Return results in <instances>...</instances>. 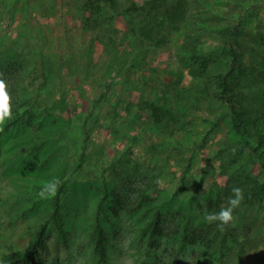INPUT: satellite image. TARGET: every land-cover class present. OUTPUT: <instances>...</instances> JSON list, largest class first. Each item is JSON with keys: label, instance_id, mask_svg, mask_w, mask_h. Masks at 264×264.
<instances>
[{"label": "rangeland", "instance_id": "rangeland-1", "mask_svg": "<svg viewBox=\"0 0 264 264\" xmlns=\"http://www.w3.org/2000/svg\"><path fill=\"white\" fill-rule=\"evenodd\" d=\"M85 1L0 0V69L24 66L19 91L29 104L20 124L0 132V254L26 247L28 232L49 219L40 251L47 264H97L94 214L104 187L156 174L149 202L105 222L109 264H206L202 244L179 234L152 239L146 221L156 211H178L191 224L203 222L208 213L197 202L215 193L220 173L246 169L262 179V167L238 151L243 137L228 106L213 108L202 74L180 62L178 33L158 46L142 44L102 1L88 26L90 8L79 10ZM212 3L234 7L223 25L242 29L230 39L247 69L232 83L236 105L249 116L263 106L264 0ZM222 42L205 37L200 49L214 56ZM145 100L173 109L177 121L153 124ZM53 180L56 195H41ZM233 215L234 228L248 224L259 245L245 246L230 264H264V199L242 202Z\"/></svg>", "mask_w": 264, "mask_h": 264}, {"label": "trees", "instance_id": "trees-1", "mask_svg": "<svg viewBox=\"0 0 264 264\" xmlns=\"http://www.w3.org/2000/svg\"><path fill=\"white\" fill-rule=\"evenodd\" d=\"M101 1L112 10L113 16L123 17L128 34L142 44L158 46L166 43L170 35L179 34L182 39L177 44L180 62H183L191 75L200 78L202 74L203 98L213 108L219 104L228 106L233 127L243 137V144L238 151L249 153L257 160L264 173V89L262 108L249 116H244L236 105L232 80L236 76H244L247 68L240 63L241 52L234 47L230 39L232 35L241 36L242 29L234 26L232 30L229 26L223 25V20L233 16L234 7L217 9L212 3L228 0H87L84 6L86 8L80 7L79 10L85 11L90 8L91 11L85 19L88 26H91L92 15L100 12L104 7ZM230 1L243 4L250 0ZM209 14L214 15V18L210 19ZM93 22L97 23V19H93ZM205 37H214L223 41V48L219 54L212 56L210 53L212 51L200 49L201 41ZM23 68L21 63L12 62L0 69V73L4 74L3 78L9 84L12 104V118L6 121L3 131L20 124L28 113V101L19 91V76ZM142 108L150 111L153 124L174 123L178 119V114L163 104L145 100ZM220 175L222 180L213 184L215 193L198 200L197 210L200 213H218L221 208L226 207L228 198L232 196L233 187L243 190L242 202L249 204L264 199V178H259L255 171L243 169L242 172L235 174L226 170ZM157 179L156 174H145L135 179L124 178L112 188L104 187L94 214L93 236L97 264H109L105 222L120 211L133 213L144 203L149 202ZM57 202L58 197L55 198L56 207L52 215L58 213ZM218 223L203 221L191 224L189 214L178 211L167 213L156 211L146 221L144 230L149 232L152 239L179 234L186 243L202 244L206 250L204 255L206 264H230V258L239 256L245 246L253 249L259 245L257 235L251 233L248 224H244L242 231H239L232 226L221 229ZM48 230L49 219H45L28 232L26 247L1 253L0 262L47 264L42 259L40 251L45 248ZM140 264L149 263L142 261Z\"/></svg>", "mask_w": 264, "mask_h": 264}, {"label": "clouds", "instance_id": "clouds-1", "mask_svg": "<svg viewBox=\"0 0 264 264\" xmlns=\"http://www.w3.org/2000/svg\"><path fill=\"white\" fill-rule=\"evenodd\" d=\"M4 74L0 73V132L4 130L7 120L12 118L11 95L9 93V84L3 78ZM59 186V181L53 180L48 182L41 191V195L47 193L55 196ZM244 200L243 190L239 187L232 188V196L228 198L226 207L221 208L218 213H208L204 219L208 223L219 222L218 227L223 229L225 226L235 227L236 217L233 212L238 208ZM2 264V262H0Z\"/></svg>", "mask_w": 264, "mask_h": 264}]
</instances>
